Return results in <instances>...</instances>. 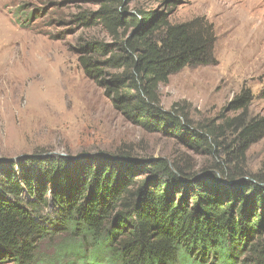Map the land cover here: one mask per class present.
Returning <instances> with one entry per match:
<instances>
[{"label": "trees", "instance_id": "16d2710c", "mask_svg": "<svg viewBox=\"0 0 264 264\" xmlns=\"http://www.w3.org/2000/svg\"><path fill=\"white\" fill-rule=\"evenodd\" d=\"M85 1L97 9L78 13L77 25L110 39L81 44L85 76L128 122L180 137L212 163L196 172L123 153L0 162V264H264V177L245 168L264 117L249 116L248 91L230 103L241 112L231 119L194 123L184 107L161 105L171 76L214 62L210 25L172 24L166 12L132 7L139 0ZM179 1L160 3L168 11Z\"/></svg>", "mask_w": 264, "mask_h": 264}, {"label": "rangeland", "instance_id": "374dc122", "mask_svg": "<svg viewBox=\"0 0 264 264\" xmlns=\"http://www.w3.org/2000/svg\"><path fill=\"white\" fill-rule=\"evenodd\" d=\"M132 7L166 12L172 24L201 19L213 31L214 62L186 67L161 85L164 110L184 107L194 123L231 119L241 112L230 103L246 90L249 116L264 117V0H180L168 11L160 0H139ZM96 9L85 0H0V162L123 153L133 162L174 159L196 172L209 166L210 157L189 151L180 137L128 122L85 76L81 44L110 39L100 27L77 25L75 16ZM245 168L264 177V139L249 148ZM54 212L50 206L45 213Z\"/></svg>", "mask_w": 264, "mask_h": 264}, {"label": "bare ground", "instance_id": "6f19581e", "mask_svg": "<svg viewBox=\"0 0 264 264\" xmlns=\"http://www.w3.org/2000/svg\"><path fill=\"white\" fill-rule=\"evenodd\" d=\"M261 21H262V20H261ZM261 21H260V22H261ZM262 23H264V21H262ZM262 25H263V24H262ZM262 27H264V26H262ZM263 30H264V29H263Z\"/></svg>", "mask_w": 264, "mask_h": 264}]
</instances>
